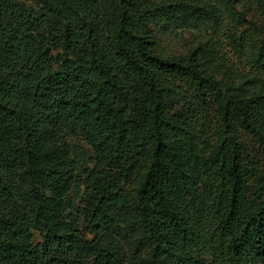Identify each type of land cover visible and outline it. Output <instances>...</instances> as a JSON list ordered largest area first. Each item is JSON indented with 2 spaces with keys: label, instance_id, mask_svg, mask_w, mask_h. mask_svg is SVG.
Returning a JSON list of instances; mask_svg holds the SVG:
<instances>
[{
  "label": "trees",
  "instance_id": "16d2710c",
  "mask_svg": "<svg viewBox=\"0 0 264 264\" xmlns=\"http://www.w3.org/2000/svg\"><path fill=\"white\" fill-rule=\"evenodd\" d=\"M226 19L250 69L222 77L216 44L165 56L150 31ZM126 206L143 264L264 258V0H0V264H115Z\"/></svg>",
  "mask_w": 264,
  "mask_h": 264
},
{
  "label": "rangeland",
  "instance_id": "374dc122",
  "mask_svg": "<svg viewBox=\"0 0 264 264\" xmlns=\"http://www.w3.org/2000/svg\"><path fill=\"white\" fill-rule=\"evenodd\" d=\"M242 10L244 8L239 7V11ZM252 15L253 12L248 13L249 19H252ZM230 21V19H226L225 22L220 24L207 21L188 24L183 22L157 24L153 22L150 31L156 36L159 52L165 56H187L200 44H216L218 50L216 54L220 56L223 62L219 74L222 77L223 70L228 74L230 71L239 72L250 69V60L246 56L241 57L228 41L225 32ZM261 24H263V21ZM248 25L245 24L243 29ZM240 30L242 29L240 28ZM62 134L65 136L64 140L71 145L74 156L79 161L80 171L91 167L94 159L93 150H91L83 136L66 130ZM82 197L83 188L81 194L74 199L73 208L68 212L69 220L77 222L80 227H83V220L78 215V208L82 205ZM118 215L122 220L121 227L109 232L110 245L119 250L115 264H143L151 248L150 243L143 236L140 214L136 209L126 206L118 209ZM35 239L40 240L38 233L35 234ZM256 264H264V258L258 259Z\"/></svg>",
  "mask_w": 264,
  "mask_h": 264
}]
</instances>
